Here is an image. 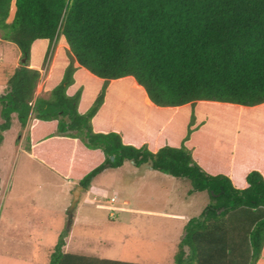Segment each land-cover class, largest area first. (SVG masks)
I'll return each instance as SVG.
<instances>
[{"label": "trees", "instance_id": "trees-1", "mask_svg": "<svg viewBox=\"0 0 264 264\" xmlns=\"http://www.w3.org/2000/svg\"><path fill=\"white\" fill-rule=\"evenodd\" d=\"M0 37L21 50L20 64L0 67L5 68L0 82L7 85L0 93V146L14 114L22 129L34 119L57 121L50 137L78 138L105 156L80 179L86 190L103 170L126 161L187 178L194 191L207 192L209 201L186 222L175 264H264V175L252 170L248 185L237 187L227 174L208 173L189 147L200 128L197 104L203 112L204 106L218 104L217 114L224 113L225 105L264 108V0H0ZM61 38L68 45L63 76L49 84L55 71L49 65L44 77L50 72L48 93H38L43 74L31 66L32 47L40 39L49 42L47 57L54 48L51 64ZM59 53L57 60L62 59ZM80 67L103 80L85 112L80 111L85 86L69 92ZM132 79L133 87L143 90L137 99L129 98L132 104L140 100L151 105L146 93L157 106H192L181 145L165 144L171 117L154 144L129 140L132 135L119 131L94 130L93 118L110 87L115 99L127 97L125 81ZM69 234H60L48 264H141L65 252Z\"/></svg>", "mask_w": 264, "mask_h": 264}, {"label": "rangeland", "instance_id": "rangeland-1", "mask_svg": "<svg viewBox=\"0 0 264 264\" xmlns=\"http://www.w3.org/2000/svg\"><path fill=\"white\" fill-rule=\"evenodd\" d=\"M49 46L45 39L38 40L32 47V61L40 65L43 71L45 69L47 71L50 65V69L55 71L49 84L56 85L64 73L63 59L67 61L68 45L64 38L60 39L51 64L54 48L47 57ZM0 50L1 52L3 50V53L0 52L1 55H6L5 60L0 59V66H3L4 63L13 62L20 49L15 43L8 41L0 43ZM58 52L62 59L60 57L57 60ZM3 70L0 69V80L5 72ZM125 83L128 85L126 88L128 96L117 95L105 118L110 122L112 130L132 135L133 140L137 142L149 140L154 144L159 128L171 117L169 123L171 127L168 128L171 137L165 144L181 145L193 112L192 106L185 105L180 110H172L167 107L160 108L155 104L152 106L140 100H135L136 102L132 104L129 98L137 99L143 90L139 91L133 87V79ZM5 84L0 82V93L4 92L2 86ZM102 84L103 80L86 68L80 67L78 80L69 92L73 93L74 89L85 86L80 103L81 112H85L92 105ZM5 90L7 91V88ZM47 93L45 90L42 91L44 95ZM231 106L221 114H217L218 110L214 113V110L211 116L203 112L201 110L203 107L197 104L195 113L198 120L206 121L198 131L201 139L208 145L207 148L212 151L216 164L220 162L227 166L230 152L238 146L242 151H247L248 156L241 154L238 158L240 169L245 170L257 163L258 158H264V108L249 110L251 107ZM56 128L57 121L56 123L42 121L38 135L41 131L47 130L52 134ZM19 129L22 135L17 133ZM23 131L25 130H22L15 117L13 127L5 132L6 139L0 146V172L4 180L0 193V250L3 248L13 252L14 239L32 240L35 246L37 240L34 233H30L24 225L25 218L32 215L40 227H43L40 229L44 234H41L42 241L35 246L37 250L33 251L36 259L21 264H48L51 247L66 230L70 233L66 239L69 237L72 251L78 250L81 245L93 246L100 254L109 253L107 256L118 254L126 259L142 255L141 253H159L158 259L153 261L175 264L176 248L172 253L168 242L164 245L155 242L147 247L146 243H142V239L148 236L155 240L158 237L169 239L175 236L177 228L184 227L189 218L200 215L204 210L209 201L207 192L194 191L191 181L187 178L160 172L153 169L150 164L136 166L126 161L122 167L109 168L93 179L92 194H89L88 189H82V196L71 216L69 209L80 179L103 162L105 158L103 152L88 149L81 141L71 142L67 136H51L50 146L43 147L44 160L47 158L50 162V166L47 167L44 160L41 162V159L31 156V152L25 149L29 130ZM159 139L166 141L164 137ZM74 144L80 148L71 159ZM49 151L50 154H46ZM72 160L71 167L74 166L72 177H68L67 170ZM243 180L246 182V177L245 179L243 176L237 177L234 183L240 187L239 184ZM131 212L136 214L131 215ZM164 212L174 214L167 217L161 214ZM93 213H99L102 218L90 217ZM160 228L162 235L157 234ZM146 231L145 236H140ZM118 240H122V243ZM0 264L15 262L2 255ZM16 264L20 263L17 261Z\"/></svg>", "mask_w": 264, "mask_h": 264}, {"label": "crops", "instance_id": "crops-1", "mask_svg": "<svg viewBox=\"0 0 264 264\" xmlns=\"http://www.w3.org/2000/svg\"><path fill=\"white\" fill-rule=\"evenodd\" d=\"M1 42H8V41L3 40L0 37V43ZM40 42H42V41H40ZM0 52H1V50H0ZM1 53H3V50H2ZM1 53H0V59L5 60L6 59V55L5 54L1 55ZM20 60H21V51L19 50V52H18L15 60H13V62L4 63V65L0 66V67H8V66L18 65V64H20ZM31 66L42 70V67L37 65V64H35L34 62L31 63ZM48 79H50V72L48 74V77L44 78L40 82V84L38 86V88H40L38 90V92L40 91L39 93H42L43 90H46L45 88H46V85L48 83ZM3 83H5V82H3ZM6 86H7L6 84L2 86V88H4V92H5ZM112 86H113V83H112ZM111 90H112V88L110 87V92L107 93V98H106L104 104L102 105V107H101L100 111L98 112V114L93 118V124H94V130L95 131L108 132V131L113 129L110 126V122H107L105 120V118L108 116V112H109L110 108L115 103V98H114V95L112 94ZM144 96H145L144 98H146L150 103H152L151 105L154 104L150 100V98L148 97V95L146 93H144ZM217 106H218V104H217ZM217 106L216 105L204 106L206 108V109L204 108V112H206V113H208V114H210L212 116L213 111L218 109ZM230 106L231 105H225L226 108H228ZM160 108H164V107L160 106ZM226 108H224V109H226ZM201 110H203V109H201ZM15 117H17V116L14 114V118ZM17 120H18V118H17ZM41 122L42 121H40L38 119H34V120L30 121L29 126H27L26 128H24L22 130H25L23 132H27V130L31 131V138H32L31 139V148L29 149V148L26 147L25 149L29 150L31 152V156H33L35 158H38V159H41V162H43V160H44L43 147L46 146V148H47V147L50 146V131H48V130L47 131H41L40 134L38 135V128H39V126H41ZM18 123H20L19 120H18ZM55 123H56V121H55ZM205 123H206V121H201L200 122L198 120V118H197V124L196 125H200V128ZM45 126H48V125H45ZM12 127H13V124H12ZM11 128L9 130H11ZM17 128H19L18 124H17ZM55 130H57V128ZM197 131H195L192 134L191 139L189 141L190 142V146L189 147L194 150L193 151L194 157L196 155V157H195L196 160L199 162V164L208 173H210V174H220V173L227 174L228 176H230L232 178L233 183L236 182V178L237 177H242L243 176L244 179H245V177H247L249 172L254 170V168L256 170H259L264 175V158L263 159H259L258 158L257 163L253 164L252 166H250L249 168H247L245 170L240 169V165L238 164V158H239V156L241 154H245L246 156H248V152L247 151H242L239 148V146L237 147V149H235L234 151L230 152V155H229L230 160H228L227 166H224V165L220 164V162H219V164L214 163L212 151L210 152V149L207 148L208 145H206L205 142L203 141V139H201V137L199 135L200 132L198 131V133H196ZM17 133L19 135H22V132L20 133V129H19V131H17ZM55 136H59V135H55ZM128 138H129V136H128ZM5 139H6V133H5ZM5 139H4V141H5ZM68 139L71 142H74L75 140H76V142L77 141L80 142V140L78 138H73V139L68 138ZM131 139H134V138H130L129 140H131ZM144 142H145V140H144ZM209 142H211L210 139H209ZM136 144H138V143H136ZM79 148L80 147L77 146V145L74 146V148L72 150L73 154L71 156V159L74 158V154H75L76 150L77 151L79 150ZM46 154H50V151L46 152ZM214 157H215V154H214ZM44 161L46 162V166L47 167L50 166V162L48 161L47 158ZM72 162H73V160L70 162V164L68 166V170H67V173L69 174L68 177H72V169L74 167V166L71 167ZM130 162L132 164H135L133 161H130ZM108 169L109 168H106L101 173H99L97 176H99L100 174H102L103 172H105ZM241 173H242V175H240ZM0 176H1V189H0V193H1L2 190H3V181H4L1 172H0ZM97 176L95 178H97ZM247 185H248L247 180H246V182L243 180L239 184L240 187H246ZM91 189L92 188L90 186V188L88 189L89 194L93 193L94 189H92V190ZM95 197H97V194H96ZM33 212L35 213V211H33ZM135 214H136L135 212H131V215H135ZM161 214L164 215V216H167V217H171V216H173L174 213L164 212V213H161ZM90 217H92V218L93 217L94 218H97V217L98 218H102V216L99 213H93L92 216H90ZM91 222L94 223V221H91ZM24 225H25V229L30 230V233H34V235L36 237V240H37L36 243H35V246L37 247L38 243H40V241H42L41 234H44V231L42 230L43 227H40L39 222H37V220H35V218L32 215H30V218H25ZM40 228H42V229H40ZM158 230H160V231L157 234L162 235V231H161L162 229L160 228ZM164 230L167 231L166 229H164ZM182 230H184V227L177 228L176 235L173 236L172 238H169V239H166V238L163 239L161 237H158V239L155 240L154 238L148 236V237L142 239L143 240L142 243H146V246L150 247L152 244H155V242H157L159 245H164V243L166 244L168 242V244L170 245V250H172V253H174L175 248H177V246H178V244H179V242H180V240L182 238V235H183V234H181ZM146 234H147V231L146 232H142L140 236H145ZM14 240H15V241H13V243H14L13 247L14 248L12 250L13 252L9 251V249H3L2 248L0 250V256L1 257L3 255L7 259H10L11 261L15 262V264L17 263V261L20 264L24 263V262L25 263L26 262L30 263L34 259H36V254L33 251L37 250V249H35V246L33 245V241L32 240H30V241H25V240L24 241H19L18 239H14ZM118 241L120 243H122V240H118ZM71 249H72V246H71V243H70V239L68 237L66 239V245L64 247L65 252H69V253H73V254H79V255L95 256V257L111 259V260H119V261H124V262L128 261V262L141 263V264H161L159 261H153V259H156V260L158 259V257H159L158 254L159 253H153V254H151V253H141L142 255H137L135 257H132L133 259L132 258L131 259H126V258H121V256H118V254H115V256L114 255L107 256V255H109L108 252H107L108 253L107 255H106V253L100 254V251L96 247H93V246L89 247V246L81 245V247L78 248V250H75L73 248L74 251H72ZM170 256H171V254H170Z\"/></svg>", "mask_w": 264, "mask_h": 264}, {"label": "water", "instance_id": "water-1", "mask_svg": "<svg viewBox=\"0 0 264 264\" xmlns=\"http://www.w3.org/2000/svg\"><path fill=\"white\" fill-rule=\"evenodd\" d=\"M114 159V156L112 157ZM83 189L82 185H78V187L76 188L75 192H74V199H73V203L69 209V212L72 216V211L75 208V206L77 205L78 201L80 200V196H81V191Z\"/></svg>", "mask_w": 264, "mask_h": 264}, {"label": "clouds", "instance_id": "clouds-1", "mask_svg": "<svg viewBox=\"0 0 264 264\" xmlns=\"http://www.w3.org/2000/svg\"><path fill=\"white\" fill-rule=\"evenodd\" d=\"M42 71V74H43V79H44V77H45V73H46V69L43 71V70H41ZM42 79V80H43ZM37 92H38V89H37ZM39 93V92H38ZM79 185H81V184H79ZM83 189H84V187H83ZM81 197V196H80ZM79 202V201H78Z\"/></svg>", "mask_w": 264, "mask_h": 264}]
</instances>
